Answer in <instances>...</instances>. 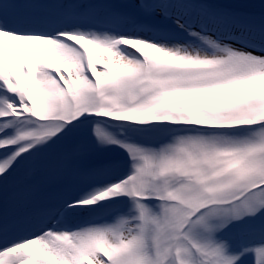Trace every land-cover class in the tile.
I'll use <instances>...</instances> for the list:
<instances>
[{
	"label": "bare ground",
	"instance_id": "obj_1",
	"mask_svg": "<svg viewBox=\"0 0 264 264\" xmlns=\"http://www.w3.org/2000/svg\"><path fill=\"white\" fill-rule=\"evenodd\" d=\"M68 1V0H66ZM70 1V0H69ZM73 1V0H72ZM107 1V0H105ZM112 1V0H111ZM154 1V0H153ZM156 1V0H155ZM221 1V5H223L224 3H227L226 5H230L231 4V8L232 9H239L241 10L243 9H247V8H251L250 10H255L256 8V12L255 14L250 17L251 18H257L259 19L261 22H259V20H240L237 23H230L228 26L225 25L224 20H221V15L219 14V22L217 23V21L215 20V18H212L211 16H208L207 14L205 15V11L201 8H193L191 7L190 10H188V14L189 15H193L192 17L195 18L194 22H192L193 24H196V27H198V25H202L205 24V28L211 30V31H217L219 33H223L226 34L223 37H233L234 38V33L235 34H239L240 31H242V29H245L246 32H242L241 36H243L245 39H248V41H251L252 39H263L264 35L261 34V23L262 21H264V0H208V2L212 3L213 5L217 4L218 2ZM91 0H82L80 1V6H82V8L85 7H89L92 11L88 12L84 11L83 9H80V13L84 14L85 16H87L88 19H90L91 21L94 20L93 18L97 19H104L106 18V21L109 23H112V19L110 18V15L108 16L107 12H98L95 8H93V5L90 4ZM186 4V0H174V6H177V8L179 9L183 4ZM199 2V1H198ZM113 4V2H111ZM230 3V4H228ZM7 2L5 0H0V14L2 12H4L5 7H6ZM106 4V3H105ZM188 6V5H187ZM229 7V6H228ZM77 11L74 10H70V12L68 13V15L73 16L74 13H76ZM95 13V14H94ZM171 13H173V11H171ZM82 14H77L79 17L83 16ZM229 15H232L230 13H228ZM20 18L22 19V22H25V20H31L29 24H31V22L33 20L36 21L35 18V14H26L25 13H20ZM95 15H97L95 17ZM116 14L112 15L115 16ZM141 15V13H140ZM99 16V17H98ZM234 16H239L237 14H234ZM43 18H47V17H43ZM206 19L208 18L205 23H203L202 19ZM50 19V18H48ZM191 20V18H189ZM38 22H40V19H38ZM49 23H51L49 21ZM32 24L35 26L37 23H33ZM92 24V23H91ZM113 24V23H112ZM212 24V25H209ZM206 25L209 27H206ZM232 25V26H231ZM263 25V24H262ZM48 26H52V24H48ZM85 26V25H84ZM219 26V29L218 27ZM263 27V26H262ZM70 29L72 31H77L76 27H70ZM201 29V28H200ZM264 29V27H263ZM223 32H221V31ZM63 31V30H62ZM58 32H60V30H58ZM239 32V33H238ZM248 33V34H246ZM201 37H203V40L206 41V46L208 49L213 50L215 53L212 54H218L220 51H222V49L224 48L225 51H228V56L225 57H217V61H219L220 63V67H216L215 69L217 70L218 68L220 70H224V65H226V63H228L231 59L236 57V54L238 55L240 53V51H238L237 49L233 48L231 46V44L229 43H218L216 40H214L212 37L210 36H206L203 35L201 33H199L197 31V29H187V35L184 37V40H179L178 42H166V43H162L161 49L164 50L167 53H170L172 55H176L178 57H186L187 59H191V56L193 53H195V51H198L199 54H202L203 50L202 47L203 45L200 43V39ZM31 39H35L33 37H30ZM30 38H19L15 41H7V40H3L0 43V56H1V60H3V69H4V77H3V81H0V88L6 90L7 92H10L9 89L14 88L17 84L21 83L23 84L24 88H31V84L30 82L32 81V79L34 80L35 78L37 79L38 83H40L41 87L40 90L42 91V94L40 95L41 98V103L44 106V109L46 110L47 114L45 116V118H49V117H54L53 115H57L58 113H56L57 111H59V113L62 111L64 112L65 110H67L65 107H63L61 110H58L57 107V98H64L65 95H63L62 93H57L56 90H58V84L57 81L60 78L61 80L65 79V76L63 74V72L60 70L58 73L55 71L56 67H60V66H64L67 65L69 71H71L72 73V78L73 81L79 85L81 87L82 92L86 95L91 94V89H93V85L94 83L91 80H88L85 76V69H90L93 70L94 73L98 72L97 68H104V64L105 65H109V61L106 62L105 61V56L101 57L100 53H105L107 51H109V46H111V42L107 41L106 46L100 50H97L99 56H96V62H94L95 64L92 63L93 58L91 55H87V56H82L81 53L79 54V52L77 50H75L72 47L67 46L64 43L59 42L58 40L49 37L46 41L48 42V45H44L43 47L40 46L38 47L37 45L33 44L32 42H30ZM231 38V39H233ZM259 39V40H260ZM177 41V40H175ZM212 43V44H211ZM28 47H32L30 48V51L28 52V55H26L27 53V49ZM42 48H46L48 49L47 51H42ZM143 50V57H145L146 61L141 62L140 64H136V63H132L131 61H126L127 63H125V60L122 59H118L120 62L118 64H112L111 65V71L110 73H123L125 72V69L123 66L128 65L129 63L132 65H145L146 67L144 68L143 72H142V78L140 80V83L143 85V87L145 88L149 81L148 79L151 78V74L154 73V68H153V61L156 63H159V61L152 59V56L157 55L156 53H154L152 50H148L145 48H142ZM233 50V52L231 51ZM39 53L38 56V62L40 64V70L36 72L35 75H31L30 74V66H32L33 61L35 60V54ZM88 56H90L88 58ZM22 57L24 61L23 64H21V62L19 61V58ZM27 57V58H26ZM156 57V56H155ZM114 60V59H113ZM161 60V59H160ZM193 60V59H192ZM91 63V64H90ZM123 67V68H122ZM98 68V69H99ZM209 71L215 72L213 71V69H210ZM56 72L57 75L53 76V73ZM211 72V73H212ZM139 73V72H138ZM138 73H135L138 74ZM18 74V75H17ZM17 75V78H15V76ZM123 75V74H121ZM6 76H9V80L6 81ZM209 75H207L206 77H204L207 81V77ZM104 79V81L106 80V77L101 76V74H99V80L102 82ZM35 81V80H34ZM95 81V80H94ZM128 82V81H127ZM9 84V87H6ZM135 85V84H134ZM140 85H135V87H139ZM128 87H131L130 84H128ZM136 90V89H135ZM1 94V91H0ZM87 96V95H86ZM1 97V96H0ZM20 103V104H19ZM16 103L15 106H13L10 109V114H16L17 111H20L22 109H25L26 107L24 106V100L22 99L21 102ZM72 104V101L70 102ZM50 108V109H49ZM27 110V109H26ZM2 112H6L4 111V109H0V113ZM30 112L27 113L28 116H31L33 118H37V113L35 110H29ZM90 111V110H89ZM9 114V113H8ZM92 113L90 112L89 115H91ZM101 115L99 116L100 119L104 120V124H107L108 121L105 119V117L107 118V114H103L100 113ZM96 115V113H95ZM84 117L88 116V115H83ZM121 118H125L123 115L120 116ZM143 118H147V115H142ZM141 117V118H142ZM136 118V117H135ZM126 119V118H125ZM22 121V123H29V120H20ZM18 121V123L20 122ZM52 125V129H50V133L47 132H42L41 134L39 133V131L37 130V127H31L30 129L27 130L26 135L22 136L20 135L19 132H17L18 135H14L12 134V136L10 137V139H12L16 144L19 145V147L21 149H26L28 154H22L18 160L16 159L17 154H12V152H10L11 154L7 157H2V160H0V165L1 167H3L6 171H9L10 169V163H12V161L15 159L17 160V165L22 163L23 159H26L25 161L31 163V162H41L42 160L45 161L46 159H51L53 157V146L57 145L59 147L64 146L68 143H72L71 140V135L74 134L75 136L77 135V133H73L74 130L70 133L67 132L66 129L63 128V125L59 124L57 126L54 127V125H56L55 123H51ZM100 127V131L102 135H106V138H103V136H100L99 139L101 142H105V143H111L113 144V146L110 148L111 153H112V157H115L116 159L122 158L124 159V157H126L128 155V153L130 152V145H128V142H122L121 144L118 143V138L119 136H117L115 134V132L113 131V129L111 130L110 128L107 127H103V126H99ZM0 128H2V126H0ZM253 129V128H252ZM1 132V131H0ZM23 133V131H22ZM243 133V131H239L237 132V136L239 137L241 134ZM209 135V134H208ZM89 136V134L87 135ZM109 136H112L111 138H108ZM28 137V138H27ZM213 138V143L214 145H216V143L219 141V136H211ZM120 139V138H119ZM8 140V139H7ZM96 140V139H93ZM4 144L8 143V141H6V139H3ZM124 141V140H121ZM11 142V141H10ZM159 142V140H158ZM2 141H0V147L2 145ZM99 144H97V142L92 143V140L89 142V144H87L84 149H86L85 151L89 152L91 149L95 148L96 146H98ZM102 149H105V152H109L108 150V146L104 145L102 147ZM176 150H180L179 148H175ZM125 150H127V153L125 154ZM129 150V152H128ZM147 150V149H146ZM145 150V151H146ZM114 151V153L112 152ZM67 152V151H66ZM148 150L146 151L145 154H147ZM140 154V149L139 151H136L133 156V158L138 157L137 154ZM126 155V156H125ZM45 157V159H43ZM132 158V159H133ZM208 161L211 160H207V159H202L200 161V163H204L206 166L208 164ZM212 162V161H211ZM16 163L14 166H16ZM154 158H151L148 164V170L147 171H152V166L154 165ZM189 165V164H188ZM143 167V166H141ZM99 170V169H97ZM136 171H140V170H136ZM132 172L134 173L130 178L125 179V177H122V181L118 182L120 185L119 189L121 190V192H117V191H109L107 188H104V179L102 178V183L100 185V188H103V190L100 189V191H102V194L98 197L92 198L91 197H84L86 200V203L84 204V206L89 208V211L92 209H96V207L102 208L103 205H106L107 202L110 201H114V203L116 204H121L122 205V209L120 212L115 213L114 215L108 216L107 218H105L104 222L102 220H100L99 224L97 226H92V228L88 229L87 231H89L87 233V235L83 236L82 238L79 237H71L72 234L69 233H64L61 234V241L64 242H69L73 245H77V246H82L84 249H86L85 253L91 255L92 257L95 258L96 261L93 260V262H97V260H101L99 257H97L96 259V255L100 256L98 253H94V249L93 246L95 248V250L98 252L99 251V246H104L106 249L111 250V249H115V250H119L122 253V261H124L122 264H127L128 262H126V258H128L127 253H126V246H134L137 249H140V246H145V251L146 254L145 256H143L144 260H148L152 257L153 253L152 250L155 249H165V244H161L159 237L160 235L164 234L167 231V228H164V230H161L158 228V225H162L163 223H166L168 226H170V230L171 229H176L174 226V217L171 216L170 214H168L166 216V218L163 217L162 214H157L154 211H150L151 209L149 208L148 204H143L144 208L143 211L141 209V206L136 205L135 203L132 204L130 206V208L128 207V201H131L130 199V194H129V189L131 188L132 184L135 182L137 184H143V186L146 187V185L149 184L148 180H152L150 182V190L151 192L157 193V191H162L165 193H170L171 187L166 186V184L164 183H160L159 181H153L156 180L157 178L160 177L159 174L153 173V176L150 175L151 178L147 179L146 173H141L139 174V172ZM67 174V175H66ZM92 175H95V173H93ZM166 173L163 174V177H166ZM68 173H65V181L64 182H72L75 184H81V181L78 177H68ZM77 176V175H76ZM117 177L120 176V174L116 175ZM217 176V175H216ZM67 178V179H66ZM119 178L113 179V180H118ZM120 179V180H121ZM215 180L219 179V175L217 177H214ZM189 183V181L187 182ZM88 186L85 188L86 192L88 193L89 188H92V182H88L87 183ZM113 184V183H112ZM242 186H237V189H241ZM264 188V185H260L258 187V191L260 192L262 191ZM81 190V188H80ZM253 192H255L253 190ZM98 192L95 191V194H97ZM211 193L215 194V190L211 189ZM248 194L249 192L246 193L245 197L248 200ZM153 195H157V194H152ZM75 197V196H74ZM73 196L72 197H68V198H72L71 200H69L70 202L75 201V198ZM81 197V196H80ZM125 199L124 202H122V199ZM82 199V197H81ZM120 203H117V202ZM122 202V203H121ZM66 204V203H65ZM254 207L255 206H251ZM110 208V207H109ZM108 209V208H106ZM176 212L181 211L182 209L180 207H175ZM69 212V211H68ZM145 215L146 217H150L149 219H151V226L150 224L143 229L141 226L139 225H134L135 228L140 229L139 231H127V230H120L118 228V223L129 220V219H133L135 218L134 215H137V213ZM157 212V210H156ZM71 215V214H70ZM35 225H40L41 227H43L44 225L41 224L40 221V217H35ZM125 224V223H124ZM179 226V225H178ZM98 232V233H97ZM101 233L100 237H97V234ZM92 234V235H91ZM69 236V238H68ZM93 238V239H92ZM171 238L173 239V236H171ZM89 239V241H88ZM170 238H165L164 242H169ZM40 243V241L38 242ZM53 245V243H52ZM246 246V245H245ZM53 252L54 250L56 252H60L59 257L62 256V259H68L71 258L70 254L68 253V251L64 250L62 251L60 246L54 244L53 247H51ZM60 248V249H59ZM247 248V247H246ZM74 249H77L74 246ZM168 249H165V251H167ZM149 252L151 253V256L149 257ZM254 255L259 256L262 255V253L258 254V250H256L255 252H253ZM127 256V257H126ZM76 257V256H75ZM74 256L72 257V259L75 258ZM101 257V256H100ZM156 257V256H154ZM153 257V258H154ZM77 258V257H76ZM102 258V257H101ZM255 258V257H254ZM261 258L264 260V257L261 256ZM260 258V259H261ZM261 259V260H262ZM69 260V259H68ZM103 260V258H102ZM119 258L116 259V264H119ZM143 260V261H144ZM121 263V262H120ZM99 264H104L102 261L99 262ZM144 264H148L147 262ZM244 264H249V262H244Z\"/></svg>",
	"mask_w": 264,
	"mask_h": 264
},
{
	"label": "rangeland",
	"instance_id": "obj_2",
	"mask_svg": "<svg viewBox=\"0 0 264 264\" xmlns=\"http://www.w3.org/2000/svg\"><path fill=\"white\" fill-rule=\"evenodd\" d=\"M227 69V73H222L219 78H215L217 79L215 82L218 84L216 85V89H219L218 96H215L211 100L209 98L206 100L198 98L201 95L194 94L193 106L190 107L191 113L188 116L190 119L184 116L185 113L182 104V107H179V104L178 108L175 106L176 104L168 106L166 101V97L168 98V96H166L163 90L159 89L152 95L155 97L153 100L158 102L156 105H161L163 110L171 109L175 111V108L183 116V119L185 117L187 121H196L199 124V126L197 125L199 130L195 134H182L180 135V139L176 140L177 142L165 141L162 145L163 148L166 149L169 147V149L173 150L179 148L181 151L178 154L183 156L187 155L189 161L190 159L193 161L200 154L202 155L201 158L209 160L210 157L214 160L212 165L208 164L207 166H204L205 164L200 162L194 163L195 172H197L198 176H196L195 182L192 185L186 184L190 176L186 177L184 174L182 175L183 178L180 176L181 183L186 186H191V190L185 191L182 186L181 188L177 187V195L179 197L175 198V200L186 202L190 208L188 205L183 204L181 207L182 210L176 213L174 211L176 210L175 205L168 207L170 209H168L170 215L174 217V222L176 223L186 221L187 216H191L189 220L187 219L188 224L186 225L185 223L184 229L200 240L207 239L204 226L209 224V222H214L216 216L219 217L225 213L220 212L216 215L205 208L213 200V197H204L207 191L212 187L219 188V199L223 196L224 200L225 198L226 200H233L236 195L230 199L227 198L237 194V192L229 191L226 193L224 189L226 185L237 183V180L240 179V181L245 180L247 182L244 184L245 186H249L254 181V175L264 174V82H258L257 79H254L255 75L264 74V62L257 61L249 66H239V64L234 66V63H232ZM201 91L209 92V89L201 88ZM189 92L194 93L195 91L191 90ZM172 94H176L175 89L171 91V94L167 92V95ZM167 114L159 111L155 117L159 119L158 122H161V120L167 118ZM183 119L172 121L180 122ZM211 122H218L219 126H226L230 131L224 133L223 129L219 130V132L216 129H206ZM232 127H237L238 130H233ZM238 131H243L240 135L241 137L236 136ZM217 133H219V141L214 145L211 136H218L213 135ZM222 134L225 135L223 136ZM208 166L214 172L212 171L210 173ZM191 167L192 165H187V167L182 168L186 172L193 171L190 174L193 175L194 170ZM212 174H219V181H212L208 177ZM261 193L264 194V192ZM206 198L208 203L206 202L207 204L203 206ZM261 198H264V195ZM217 206H219V210L223 208L220 205ZM247 209H250V207H247ZM224 218H227V216L220 219ZM173 232L175 234L177 233L175 231ZM209 244H214V242ZM181 246H184L183 240ZM205 246L207 245L203 244V247ZM210 248L214 251L216 250L213 245H210ZM186 251L187 249L184 247L183 253H186ZM188 255L189 253L186 254V260L191 262L193 258L187 259L189 257ZM158 261V259H155L153 262ZM169 263H173V259Z\"/></svg>",
	"mask_w": 264,
	"mask_h": 264
}]
</instances>
